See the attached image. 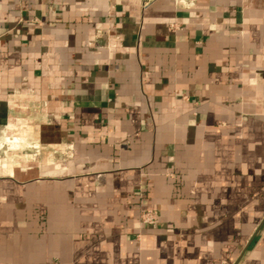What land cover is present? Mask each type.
Wrapping results in <instances>:
<instances>
[{
  "label": "crops",
  "instance_id": "1",
  "mask_svg": "<svg viewBox=\"0 0 264 264\" xmlns=\"http://www.w3.org/2000/svg\"><path fill=\"white\" fill-rule=\"evenodd\" d=\"M188 3L0 0V264H264V0Z\"/></svg>",
  "mask_w": 264,
  "mask_h": 264
},
{
  "label": "rangeland",
  "instance_id": "2",
  "mask_svg": "<svg viewBox=\"0 0 264 264\" xmlns=\"http://www.w3.org/2000/svg\"><path fill=\"white\" fill-rule=\"evenodd\" d=\"M29 128L31 129V132L29 134L28 146L19 147L15 151L16 152L15 155H13L14 151H12V152L10 151L11 150L10 146H8L6 144H4V145L2 144L5 141L6 137L4 134L8 128L2 130V132L0 133V145H1V147H0V160L3 161V163L11 164L10 161L15 162L14 164L16 165L15 167L17 168L18 165L22 164V162L30 161V160H32V162L38 161L39 156H37V155H38V152L40 151L41 146L39 145L37 137L35 136V133H34L35 129L32 130V128L30 126H29ZM43 152H45V154H48V151H43ZM28 156H30V157L27 158ZM34 166L35 165H33L31 167H34Z\"/></svg>",
  "mask_w": 264,
  "mask_h": 264
},
{
  "label": "bare ground",
  "instance_id": "3",
  "mask_svg": "<svg viewBox=\"0 0 264 264\" xmlns=\"http://www.w3.org/2000/svg\"><path fill=\"white\" fill-rule=\"evenodd\" d=\"M15 108H18V107H15ZM10 120H9L10 124L8 126V129H7V131L4 134L6 138H5L4 143H2V144L3 145L6 144V145L10 146V148H11L10 151L11 152L14 151L13 155H15L16 154L15 151L19 147H21V146H28V144H29V142H28V139H29V133H28V131L29 130H28V127H26V125L23 124L22 121H19L17 119L16 120L15 119H12L11 121ZM0 147H1V145H0ZM10 162H11V165L12 166H16L14 164L15 162H12V161H10ZM21 165L31 167L33 165H35V166L37 165L38 166V163L37 162H32V160H30V161L22 162ZM21 165H18V166H21Z\"/></svg>",
  "mask_w": 264,
  "mask_h": 264
},
{
  "label": "built area",
  "instance_id": "4",
  "mask_svg": "<svg viewBox=\"0 0 264 264\" xmlns=\"http://www.w3.org/2000/svg\"><path fill=\"white\" fill-rule=\"evenodd\" d=\"M187 1L188 0H175L177 5L180 7H187L189 5V3L187 4ZM168 29L172 33H177V32L182 31L183 27L182 25L178 23H171L168 25ZM140 219H141L142 224L147 225V226H154L158 222L159 215L155 211L145 210V211H142Z\"/></svg>",
  "mask_w": 264,
  "mask_h": 264
}]
</instances>
